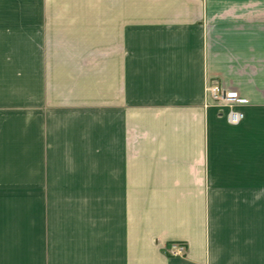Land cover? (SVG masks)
I'll return each instance as SVG.
<instances>
[{
    "label": "crops",
    "instance_id": "obj_1",
    "mask_svg": "<svg viewBox=\"0 0 264 264\" xmlns=\"http://www.w3.org/2000/svg\"><path fill=\"white\" fill-rule=\"evenodd\" d=\"M0 264H264V0H0Z\"/></svg>",
    "mask_w": 264,
    "mask_h": 264
},
{
    "label": "built area",
    "instance_id": "obj_2",
    "mask_svg": "<svg viewBox=\"0 0 264 264\" xmlns=\"http://www.w3.org/2000/svg\"><path fill=\"white\" fill-rule=\"evenodd\" d=\"M206 92L211 102L229 109L227 118L231 124L236 125L243 121L245 114L235 108L245 104L247 100L242 98L238 91L225 90L218 84L209 82ZM166 251L171 256H183L187 252V246L183 242H173Z\"/></svg>",
    "mask_w": 264,
    "mask_h": 264
},
{
    "label": "rangeland",
    "instance_id": "obj_3",
    "mask_svg": "<svg viewBox=\"0 0 264 264\" xmlns=\"http://www.w3.org/2000/svg\"><path fill=\"white\" fill-rule=\"evenodd\" d=\"M47 1H50V2H67V0H47Z\"/></svg>",
    "mask_w": 264,
    "mask_h": 264
}]
</instances>
